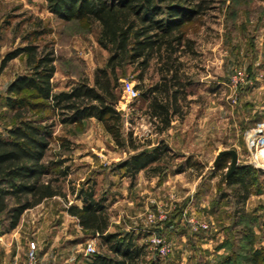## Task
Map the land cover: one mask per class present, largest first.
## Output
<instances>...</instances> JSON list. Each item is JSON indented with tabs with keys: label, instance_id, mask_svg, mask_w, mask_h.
I'll list each match as a JSON object with an SVG mask.
<instances>
[{
	"label": "rangeland",
	"instance_id": "374dc122",
	"mask_svg": "<svg viewBox=\"0 0 264 264\" xmlns=\"http://www.w3.org/2000/svg\"><path fill=\"white\" fill-rule=\"evenodd\" d=\"M44 27L51 31L40 42L52 41L57 55L52 79L56 90L69 89L83 77L92 80L95 69L105 66L109 53L98 42L97 25L64 20L49 11L46 0H0L2 54L23 45L22 38L32 30ZM186 28L193 41L181 58L186 99L179 113L172 115L170 126L159 129L161 122L152 116L149 99L142 94L146 84L159 79L155 66L141 87L132 67H127L117 103L125 143L130 133L147 150L163 141L170 149L171 168L182 166L183 171L146 173L148 182L137 181L138 177L132 181L117 165L134 150L127 143L118 146L101 121L56 122L45 161L64 159L62 165L52 167L49 177L59 176L58 170L68 171L59 178L69 202L60 196L47 198L8 231L15 238L18 264H28L32 242L40 264H92L93 254L107 252L98 235L84 232L78 219L73 216L71 221L68 216L69 204L82 205L70 187L91 186L87 181L96 182L97 199H106L111 214L108 231L132 234L137 244L146 246L143 259H158L160 264H228L231 257L229 264H242L249 251L264 248V158L260 154L264 145L260 139L251 145L248 139L249 131L264 123V0H214ZM27 71L25 56L19 55L0 73V137H9L17 124L16 110L7 104L8 87ZM126 81L138 87L137 99L123 90ZM224 149L236 150L239 164L253 168L248 177L252 192L245 201H240L245 191L226 182L230 155L224 167L214 169L216 156ZM39 219L45 230L40 249L33 239ZM6 224L0 216V230ZM49 233L58 237L52 239ZM7 239L0 240L2 246ZM160 239L167 245L165 254ZM88 243L95 253L88 250Z\"/></svg>",
	"mask_w": 264,
	"mask_h": 264
},
{
	"label": "trees",
	"instance_id": "16d2710c",
	"mask_svg": "<svg viewBox=\"0 0 264 264\" xmlns=\"http://www.w3.org/2000/svg\"><path fill=\"white\" fill-rule=\"evenodd\" d=\"M213 1L46 0L49 11L64 20L97 25L98 42L109 53L105 66L95 69L92 80L83 77L69 89L56 90L52 81L57 61L55 47L52 41L40 42L51 31L49 27L32 30L22 38L23 45L6 54L0 50V73L19 55L25 56L28 69L14 79L7 91V104L16 110L17 124L9 130V137H0V216L7 223L1 233L14 229L26 210L47 198L60 196L69 202L68 192L59 178L68 171L58 170L59 176L49 177L52 167L62 165L64 159L45 161L56 122L75 123L87 118L101 121L118 146L127 143L134 150L117 165L132 181L142 170L152 176L183 171L182 166L171 168L170 149L163 141L147 150L142 148L144 142L130 133L125 143L122 113L117 109L120 79L127 67H132L141 87L149 69L155 66L159 79L146 84L142 94L149 99L152 116L161 122L159 129L168 128L172 115L179 113L181 101L186 99V74L181 58L193 44L187 24ZM49 119L53 120L49 122ZM226 156L216 168L224 167ZM252 170L251 166L239 164L234 173L226 176L228 184H238L245 191L240 201L251 195L248 177ZM87 185L91 186L70 187V193L82 205L69 204L67 210L78 219L84 232L98 235L106 246V253L92 255V264H160L158 259H143L146 246L137 244L132 234L121 236L108 231L111 214L106 199L95 196V181L92 184L87 181ZM230 261L228 257L227 263ZM242 264H264V248L249 251Z\"/></svg>",
	"mask_w": 264,
	"mask_h": 264
},
{
	"label": "crops",
	"instance_id": "0c3cea01",
	"mask_svg": "<svg viewBox=\"0 0 264 264\" xmlns=\"http://www.w3.org/2000/svg\"><path fill=\"white\" fill-rule=\"evenodd\" d=\"M191 168H189V170H190ZM146 171L145 170H142L139 174H138V179H137V181H141V180H145V182H148V177L147 176H145L146 175ZM43 203V202H42ZM39 205H41V203L39 204ZM39 205H37V207L39 206ZM27 211H29V209L28 210H26L23 214H22V218H21V223H23L24 222V220H25V213H27ZM68 216H69V218H70V220L71 221H73V219H74V217L72 216V215H70V214H68ZM74 221H76V220H74ZM77 222V221H76ZM44 224V221H43V219H39L38 220V223L36 224V227L34 228V240H35V242L37 243V245H38V248L40 249V247H41V245H42V243H41V240H42V237H43V232H45V230L43 231V228H42V225ZM61 224L63 225V223L61 222ZM21 225V224H20ZM78 225V224H77ZM58 227H60V225L58 226ZM19 228V227H18ZM61 228V227H60ZM54 232H56V231H54ZM51 233V232H50ZM48 234L49 235V237H52V239L53 238H57L58 237V235L56 234V235H54V234ZM18 234H20V233H18ZM66 235H68V233L66 234ZM6 237H9L8 239L6 238ZM13 232H11V233H8V232H5V233H0V240H4V239H7L6 240V244H5V246H2L3 245V243H0V255L2 256V255H5L6 257H2V258H0V264H18V262H16L15 261V259H16V255H15V251H14V249H13V242H15V238L13 237ZM69 237V236H68ZM10 238L12 239V240H10Z\"/></svg>",
	"mask_w": 264,
	"mask_h": 264
},
{
	"label": "built area",
	"instance_id": "2783aa9c",
	"mask_svg": "<svg viewBox=\"0 0 264 264\" xmlns=\"http://www.w3.org/2000/svg\"><path fill=\"white\" fill-rule=\"evenodd\" d=\"M123 90L129 95V97L131 99H137L140 95L139 90L130 81H126L123 84ZM259 125L260 126L258 128H254L251 131H249V133H248V139H249L251 145H254V144L257 145L259 139H260L261 143L264 145V123L259 124ZM260 154L263 156L262 158H264V149L263 148L260 149ZM262 161H264V160H262ZM202 226L204 228H207L208 225L202 224ZM158 242L162 243L161 253L162 254L167 253V251H168L167 245L165 244L163 239H160ZM163 242H164V244H163ZM87 247L91 253H95V249L91 243H88ZM166 249H167V251H166ZM28 264H40L38 255L36 253V246L33 242L31 243V250L29 252Z\"/></svg>",
	"mask_w": 264,
	"mask_h": 264
},
{
	"label": "water",
	"instance_id": "95a60500",
	"mask_svg": "<svg viewBox=\"0 0 264 264\" xmlns=\"http://www.w3.org/2000/svg\"><path fill=\"white\" fill-rule=\"evenodd\" d=\"M225 155H230L231 160H230V166L227 170L226 176L231 175L234 173L239 165L238 161V153L234 149H224L219 151V153L216 156V159L214 161V169L217 167L218 162L225 156Z\"/></svg>",
	"mask_w": 264,
	"mask_h": 264
}]
</instances>
